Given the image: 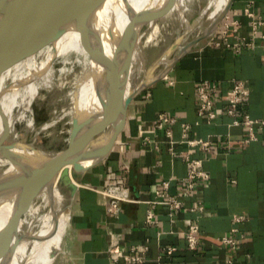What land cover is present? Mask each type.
I'll return each mask as SVG.
<instances>
[{"label": "crops", "instance_id": "1", "mask_svg": "<svg viewBox=\"0 0 264 264\" xmlns=\"http://www.w3.org/2000/svg\"><path fill=\"white\" fill-rule=\"evenodd\" d=\"M248 6L254 19L264 18V0H233L228 16L237 21V31L229 30L228 41L217 31L132 100L109 156L77 173L63 242L50 264H126L112 260L110 247L118 246L124 255L145 244V264H222L228 257L237 264H264V137L259 132L246 142L247 127L234 124L245 114L264 120V24L253 44L239 51L228 45L238 36L253 37ZM239 80L248 81L251 91L234 117L226 112L227 92ZM204 81L219 86L213 96L217 116L211 120L199 114L198 85ZM162 113L176 121L160 127ZM187 139L203 143L190 145ZM191 160H200L198 170L207 176L190 181ZM165 180L179 208L155 202ZM108 182L140 201L123 203L118 215L109 213V199L100 192ZM149 211L157 223L147 221ZM238 215L244 216L240 222ZM186 220L199 226L196 250L188 247ZM225 235L235 242H223Z\"/></svg>", "mask_w": 264, "mask_h": 264}, {"label": "bare ground", "instance_id": "2", "mask_svg": "<svg viewBox=\"0 0 264 264\" xmlns=\"http://www.w3.org/2000/svg\"><path fill=\"white\" fill-rule=\"evenodd\" d=\"M80 1H91L90 9L68 12L65 9L70 3L68 0L0 4V138L7 132L12 137V114L32 110L40 87L56 85L64 90H73L70 96L64 93L65 97L80 103L87 116L86 129L93 133L92 146L101 148L107 133L103 131L100 109L108 79L116 77L114 99H126L132 91L127 85L125 68L120 69L122 65H119L124 46L120 40L121 33L131 14L140 11L142 16L130 24L125 44L134 39H143L145 45L159 43L163 33L170 25H175L177 18L186 33L200 32L199 28L195 29L192 18L186 15L187 0ZM209 3L214 6L210 17L215 21L230 0H210ZM157 9L160 10L157 12ZM207 11L208 0L202 11L193 15L202 19ZM89 16H92V27L100 35L106 51L104 62L98 65L82 44L78 31L71 26L73 22ZM209 27L201 31L200 36ZM112 33L119 36L108 41ZM58 60L60 67H56ZM136 79L131 76L133 87L138 84ZM123 83L127 85L125 89ZM76 120L69 130L75 135L78 134ZM40 148L16 142L13 148L0 155V178L16 171L13 164L44 156L45 152ZM58 183L59 173H44L13 178L0 185V231L5 240L3 264H20L45 231L47 233L26 258L25 264H50L54 260L61 248L67 223V216L58 203L67 201L68 197ZM58 192L59 196L54 195ZM20 211L29 220L42 212L45 216L31 231L21 237L18 235L21 241L17 243L15 226L18 224L20 228V222H17Z\"/></svg>", "mask_w": 264, "mask_h": 264}, {"label": "water", "instance_id": "3", "mask_svg": "<svg viewBox=\"0 0 264 264\" xmlns=\"http://www.w3.org/2000/svg\"><path fill=\"white\" fill-rule=\"evenodd\" d=\"M44 1H53V0H0L2 3H33V2H44ZM70 3L65 7L68 12H79L89 10L91 7V1H80V0H68ZM233 0H230V3L227 5L225 10L217 17V19L211 23L208 31L202 36L193 39L184 45L180 51L173 57L167 58L164 54L162 55L157 64L165 62V66L159 71L152 72L148 71L143 74L141 78L138 79V84L133 87L134 84L131 82L132 74V65L134 54L137 49V43L139 39H134L128 44H125L127 41L128 30L130 24L139 19L142 16L140 11H136L131 14L128 23L125 25L124 30L121 33L120 40L123 41V48L121 49L123 53V58L119 61L120 69L124 66L127 78V85L129 84L132 88L131 93L126 99H114V87H116V77L112 76L108 79L107 84L105 85L104 92L106 93L104 103L101 104L100 116L103 120V131L106 132V140L101 148L94 149L92 146L93 142V133L89 129H86V113L81 112L77 115L76 128L78 134H71V140L73 145L69 148H65L59 151H50L45 148H40L45 152L44 156H39L32 158L31 161H25L22 163L13 164L16 171L9 173L7 177L0 178V185L7 180L18 178V177H27L34 176L44 173L56 174L59 173V182L64 184L70 193V201L73 200V197L78 190V179L74 177V173H84L88 169L94 167L101 161L105 160L116 143V140L119 134L122 131L123 126L125 125L127 118V110L129 104L135 99L141 92L145 89L151 87L159 80L163 79L175 66V64L188 53L196 43L205 37L213 34L218 26L223 21L224 17L228 14L230 6ZM160 9H157L158 12ZM92 16L79 19L71 24L78 33L80 34L81 40L84 47L90 53L92 60L95 64H102L106 58V51L104 48V42L101 43V37H98V34L92 27L91 24ZM70 26V25H69ZM67 28V27H66ZM65 28V29H66ZM116 33L110 34L109 40L111 41L116 38ZM119 36V35H118ZM117 36V37H118ZM123 83L124 89L127 87ZM8 132L0 138V155L13 148L16 145V142L6 143L4 139ZM3 153V154H2ZM20 211L17 214V222L21 221ZM18 224L15 226V231L18 237ZM20 237L17 238V243L20 242ZM5 240L2 232L0 231V264H3L5 257Z\"/></svg>", "mask_w": 264, "mask_h": 264}, {"label": "rangeland", "instance_id": "4", "mask_svg": "<svg viewBox=\"0 0 264 264\" xmlns=\"http://www.w3.org/2000/svg\"><path fill=\"white\" fill-rule=\"evenodd\" d=\"M206 2L207 0H187L186 2V15L192 18L193 23L196 25L195 29L199 28L200 32H195L194 34L186 33L185 30L180 27L179 18H177L175 20V25H170L168 30L163 33V38L159 43L150 42L145 45L144 40L139 39L135 51L136 53L134 54L135 62L132 65V76L139 79L145 72H152L153 70L154 72L159 71L166 64L165 62L157 64V61L162 55L165 54L167 58H171L188 42L200 37L201 31L205 30L214 22V18L210 17V13L214 8L213 5H210V0H208V11L203 15L202 19L199 15H193V13L198 11L201 12L206 6ZM222 25L220 24L218 26L219 29L217 28L210 36L200 39L194 47L198 48L200 45L206 43L217 31L221 30L220 26ZM99 37L100 35L98 34L97 38ZM60 66L61 62L58 60L56 67ZM64 93L70 96V94H73V90L71 88H65L64 90L56 85L52 87H40L38 97L33 102L32 110H21L18 115L15 113L12 114V137L6 136L4 142L32 144L50 151H59L71 147L73 141L71 140V133L69 130L73 125V121L77 118L78 113L83 111L81 110L80 103H77L74 99L66 98ZM1 167L2 164L0 163V169ZM74 177H77V173H74ZM58 186L65 189L64 192H66L68 197L67 201H60L58 203V206L62 207V212L68 219L67 210L70 191L61 182L58 183ZM54 195L59 196V192ZM44 216L45 213L42 212L36 214L32 220H29L22 213L18 235L21 237L31 231ZM46 233L47 231L36 240L37 242L35 241L33 243L27 257L31 255L30 253L34 251L38 242ZM26 258L23 259L20 264H25Z\"/></svg>", "mask_w": 264, "mask_h": 264}, {"label": "built area", "instance_id": "5", "mask_svg": "<svg viewBox=\"0 0 264 264\" xmlns=\"http://www.w3.org/2000/svg\"><path fill=\"white\" fill-rule=\"evenodd\" d=\"M246 13L248 16L252 17V27H253V37L247 39L243 36H238V41L234 43H229L235 50L239 51L240 47L245 45H251L254 43L255 36L258 33L259 27L264 24V18L254 19V14L250 10L249 6L246 7ZM221 32L223 38L228 41V34L229 30L233 29L237 31V21L231 20L228 14L224 17L223 21L221 22ZM221 27V26H220ZM219 29V28H218ZM167 75L164 77L166 78ZM219 86L217 83L204 81L198 85V94L200 98V105H199V114L200 115H207L208 119L216 118L217 114L214 110L216 101L214 100L213 96L218 95ZM251 91L250 85L246 80H239L233 83L232 87L227 92V99L229 101V106L226 109V112L234 117L238 115V109L241 103L245 101V99L249 96ZM176 118L166 115L164 113L160 114L159 116V126L162 127L166 123L175 122ZM234 124H244L247 127V136L246 142H251L258 138V133L264 137V120H259L253 118L249 114H245L242 119L236 118L234 120ZM187 142L190 145H197L203 143L201 139H187ZM200 160H191L190 165L191 169L188 174V178L190 181H193L196 177H205L207 176L206 172L198 170V166L200 165ZM170 186V180H165L162 183V188L157 191V195L160 199L156 200L155 202L161 204H167L170 208H179L181 206V202L178 198L171 196L167 193V189ZM101 193L106 195L109 199V206L108 212L113 215H118L122 210L123 203L126 202H139L140 200L132 195L131 191L127 188H124L120 185L107 183V185L100 190ZM168 197L164 199L163 197ZM244 219L243 215L235 216V220L240 222ZM147 221L150 223H157L155 215L152 211L148 212ZM186 230L185 236L187 240V244L189 249L196 250L200 245V229L199 226L190 220L185 221ZM220 239L225 243H234L235 240L229 236H222ZM148 249V245H143L142 250H136L135 248L132 249L131 253L122 254L120 252V248L118 246H112L109 249L111 258L114 262H119L121 259L126 261V264H145L147 262L146 251ZM166 251L171 252L172 247H167ZM222 264H237L236 258L228 257L226 258Z\"/></svg>", "mask_w": 264, "mask_h": 264}]
</instances>
